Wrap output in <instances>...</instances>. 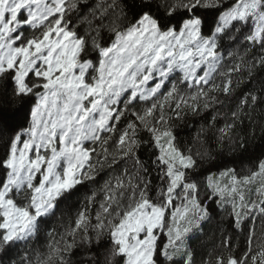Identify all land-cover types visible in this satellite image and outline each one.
Wrapping results in <instances>:
<instances>
[{
    "label": "trees",
    "instance_id": "16d2710c",
    "mask_svg": "<svg viewBox=\"0 0 264 264\" xmlns=\"http://www.w3.org/2000/svg\"><path fill=\"white\" fill-rule=\"evenodd\" d=\"M241 1L67 3L63 26L82 42L79 64L91 62L96 68L102 51L144 18L151 20L161 33L179 32L186 22L194 21L200 38L216 37L215 54L231 56L218 67L223 81L216 77L209 82L208 86L214 85L216 89L205 88L206 96L196 110L179 111L167 122L168 140L190 161L189 166L171 162L165 150L169 141L156 142L148 128L131 114H124L113 132L103 139L108 155L104 158L102 153L96 154V148L86 146L91 154V175L53 200L52 211L36 219L32 235L7 241L0 212V264H126V257L113 241V228L121 224L123 210L112 204L110 227L106 218L103 226L98 224L101 205L110 197L108 183L124 176L131 178L132 184L117 193H142L152 207L175 203L184 187L196 188L202 216L193 217L190 228L179 236L172 230L166 235L155 234L152 264H252L259 248L258 239L264 237L262 190H258L253 210L242 208L235 214L228 212L229 199L216 195L209 182L223 172H230L237 180L250 179L264 161V28L259 41L252 42L254 22L250 17L244 22L233 21L217 36L222 17ZM255 1L258 14L264 15V0ZM229 69L232 72L226 74ZM16 78L15 69L0 73V193L10 173L8 162L13 145L29 129L39 101L40 89L22 92ZM127 125L132 126L130 143L119 150ZM177 174L181 180L175 182ZM250 185L252 192L264 189L259 178ZM32 198L29 192L28 199ZM82 215L85 222L79 226ZM257 264H264V259Z\"/></svg>",
    "mask_w": 264,
    "mask_h": 264
},
{
    "label": "rangeland",
    "instance_id": "374dc122",
    "mask_svg": "<svg viewBox=\"0 0 264 264\" xmlns=\"http://www.w3.org/2000/svg\"><path fill=\"white\" fill-rule=\"evenodd\" d=\"M189 1L200 4L213 0ZM70 2L0 0V73L15 69L22 92L40 89L30 127L13 145L8 162L10 173L0 193L2 229L7 241L32 235L36 219L52 211L53 200L91 175V154L86 146L96 148V154L102 153L105 158L109 150L103 139L124 114H131L148 128L156 142L169 141L165 150L171 162L189 166L190 161L168 140L167 122L179 111L196 110L206 96L209 82L216 77L223 81L218 67L231 56L215 54L216 37L200 38L194 21L186 22L179 32L161 33L144 18L102 51L96 68L91 62L79 64L82 42L63 26ZM257 7L255 0H242L222 17L217 36L233 21L244 22L251 17L254 30L250 40L258 42L264 15L258 14ZM25 27L28 30H22ZM231 72L229 69L226 74ZM211 88L216 89L214 85ZM131 130V125L125 127L119 150L130 143ZM256 178L264 184V161L250 179L237 180L230 172H223L209 182L216 195L229 199L228 212L238 214L242 208L254 209L258 190H262L264 198L262 187L249 190ZM180 180L177 174L175 182ZM131 184L127 176L108 183L110 197L101 205L98 224L103 226L106 218L110 227L113 214L109 207L119 206L123 218L113 228L114 243L126 257V264H152L155 234L166 235L172 230L179 236L190 228L193 217L200 218L203 212L195 187L180 189L175 203L152 207L142 193H117ZM84 222L82 215L79 226ZM263 241L264 237L258 239L252 264L264 259Z\"/></svg>",
    "mask_w": 264,
    "mask_h": 264
}]
</instances>
